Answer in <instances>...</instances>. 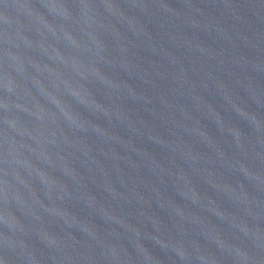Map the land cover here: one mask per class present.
<instances>
[{
  "label": "water",
  "instance_id": "obj_1",
  "mask_svg": "<svg viewBox=\"0 0 264 264\" xmlns=\"http://www.w3.org/2000/svg\"><path fill=\"white\" fill-rule=\"evenodd\" d=\"M0 264H264V0H0Z\"/></svg>",
  "mask_w": 264,
  "mask_h": 264
}]
</instances>
